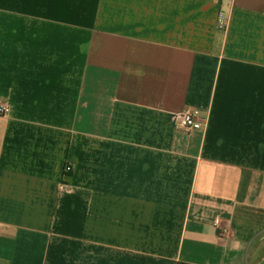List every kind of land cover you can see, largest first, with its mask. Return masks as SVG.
I'll use <instances>...</instances> for the list:
<instances>
[{"label": "crops", "instance_id": "0c3cea01", "mask_svg": "<svg viewBox=\"0 0 264 264\" xmlns=\"http://www.w3.org/2000/svg\"><path fill=\"white\" fill-rule=\"evenodd\" d=\"M1 104L0 264H264V0H0Z\"/></svg>", "mask_w": 264, "mask_h": 264}, {"label": "built area", "instance_id": "2783aa9c", "mask_svg": "<svg viewBox=\"0 0 264 264\" xmlns=\"http://www.w3.org/2000/svg\"><path fill=\"white\" fill-rule=\"evenodd\" d=\"M218 25L221 27L224 25V16L223 12H219ZM10 107L6 104L0 105V115H9ZM203 115L200 112L193 113L191 111H185L179 115H177L176 124L178 127L183 128L187 131L192 129H200L203 126ZM71 171V167L69 164L64 166V173H69Z\"/></svg>", "mask_w": 264, "mask_h": 264}]
</instances>
